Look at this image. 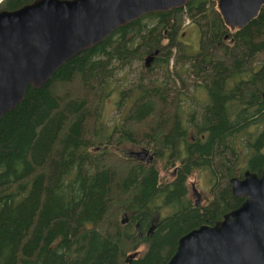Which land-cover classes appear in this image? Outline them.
<instances>
[{
  "label": "trees",
  "instance_id": "16d2710c",
  "mask_svg": "<svg viewBox=\"0 0 264 264\" xmlns=\"http://www.w3.org/2000/svg\"><path fill=\"white\" fill-rule=\"evenodd\" d=\"M33 1L0 0V10ZM217 1L117 29L2 116L0 264H166L183 235L242 203L230 179L264 168V6L231 30ZM185 20L197 52L178 42ZM112 97L118 116L107 121ZM140 135L176 163L171 181L158 161L119 153ZM197 171L211 182L203 205L189 197Z\"/></svg>",
  "mask_w": 264,
  "mask_h": 264
},
{
  "label": "water",
  "instance_id": "95a60500",
  "mask_svg": "<svg viewBox=\"0 0 264 264\" xmlns=\"http://www.w3.org/2000/svg\"><path fill=\"white\" fill-rule=\"evenodd\" d=\"M188 1L34 0L0 10V119L23 101L28 88L41 89L64 64L117 29L147 14L183 9ZM263 6L264 0L217 1L230 29L245 28ZM157 54L146 57V68ZM229 183L242 203L214 225L183 235L166 264H264V168L260 175L246 171Z\"/></svg>",
  "mask_w": 264,
  "mask_h": 264
},
{
  "label": "rangeland",
  "instance_id": "374dc122",
  "mask_svg": "<svg viewBox=\"0 0 264 264\" xmlns=\"http://www.w3.org/2000/svg\"><path fill=\"white\" fill-rule=\"evenodd\" d=\"M179 43L183 46L184 52H197L200 47V41H199V33L198 30L194 26L188 25V22H184L180 36ZM164 41H166L164 39ZM178 51H175V56L177 57ZM138 70L137 68H134L132 71ZM202 98V101L205 100V96L202 94H199ZM170 97L172 98V95L170 94ZM168 97V98H170ZM169 101V100H168ZM115 97H112L111 100L107 102V104L104 107V112L106 114V120H111L118 116V111L116 106H114ZM143 129V128H141ZM249 132H253V129H249ZM137 142L135 143H125L120 145L119 147V153L123 155H128L130 152H136L140 153L142 149H148L149 151H152V149H149L153 147V145H146L144 142L143 135L137 136ZM148 147V148H147ZM264 152V149H263ZM139 158V157H137ZM162 162H156L155 166L160 172V179L165 182H169L172 180V170H164ZM209 175L207 172H195L192 177L188 181V187H189V197L192 200V202L199 201L201 205L205 204L206 201H210L211 196V182L208 179ZM199 197V198H198ZM167 210L163 211V214H167ZM143 253V249L138 253L139 255ZM137 254V255H138Z\"/></svg>",
  "mask_w": 264,
  "mask_h": 264
},
{
  "label": "flooded vegetation",
  "instance_id": "af4514ba",
  "mask_svg": "<svg viewBox=\"0 0 264 264\" xmlns=\"http://www.w3.org/2000/svg\"><path fill=\"white\" fill-rule=\"evenodd\" d=\"M231 30H234V29H231ZM224 40H226V37L224 38ZM178 41H179V38H178ZM178 84H179V82H178ZM149 149H152V151H149L148 149H142L141 152H140V153H143V154L144 153H147V156L146 157L143 156V157L137 158L136 152H130L128 154V156H130L131 158H134V159H138L141 163H144V164H147V165H151L154 161H158L159 162L160 161L159 160V157L162 155L163 157H165V160L163 161V164H167V166H169L170 170H172V175L176 172V170L178 169V166H176V163H175L172 167H170L171 165L168 164L169 163V158H168V153L167 152H165L164 154H161L158 148L151 147ZM150 156L153 157V160H152L151 164H148L147 163V160H148V158ZM197 201H196V203H197ZM199 204H200V202L198 201V204L197 205H199Z\"/></svg>",
  "mask_w": 264,
  "mask_h": 264
}]
</instances>
